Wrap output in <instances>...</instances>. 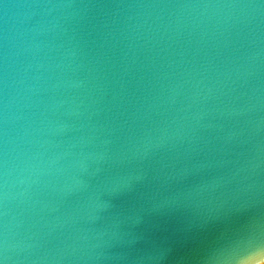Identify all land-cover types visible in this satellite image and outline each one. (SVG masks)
<instances>
[{
	"label": "water",
	"instance_id": "water-1",
	"mask_svg": "<svg viewBox=\"0 0 264 264\" xmlns=\"http://www.w3.org/2000/svg\"><path fill=\"white\" fill-rule=\"evenodd\" d=\"M0 264H264V0H0Z\"/></svg>",
	"mask_w": 264,
	"mask_h": 264
}]
</instances>
